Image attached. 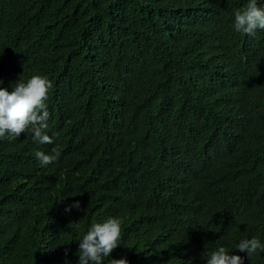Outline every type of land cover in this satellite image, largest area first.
<instances>
[{"label":"trees","instance_id":"trees-1","mask_svg":"<svg viewBox=\"0 0 264 264\" xmlns=\"http://www.w3.org/2000/svg\"><path fill=\"white\" fill-rule=\"evenodd\" d=\"M247 2L0 0V88L47 77L54 140H0V264H78V240L109 217L122 239L105 264H187L221 246L264 264V252L236 249L264 244V30L233 27ZM244 85L260 96L235 103ZM152 99L157 218L140 193ZM54 148L58 159L41 166L35 152Z\"/></svg>","mask_w":264,"mask_h":264},{"label":"clouds","instance_id":"clouds-1","mask_svg":"<svg viewBox=\"0 0 264 264\" xmlns=\"http://www.w3.org/2000/svg\"><path fill=\"white\" fill-rule=\"evenodd\" d=\"M233 27L237 33L250 37L255 36L257 30H264V8L258 6L257 0H248L242 9L235 11ZM52 87V82L47 77L33 75L26 82L18 79L11 92L0 88V140L18 139L21 134L26 133L31 135L34 143L40 145L54 143L53 137L47 134V121L50 118L47 101L49 90ZM234 96L235 103L241 104L251 96L256 98L260 95L254 93L249 85H244L234 91ZM145 109L148 113L145 114L144 119L140 193L143 201L154 198L143 207V214L157 218L159 196L155 197L154 184L149 182L153 170L149 160L152 157L151 150L155 144V133L149 128V122L152 117L156 116L159 120V101L152 99ZM59 155L55 148L52 150V154H45L43 151L35 152V157L41 166L53 163ZM71 208L79 209V202L71 205L66 211L70 212ZM74 224L79 229V223ZM121 224L122 221L115 217L93 223L78 240V264H105V260L110 258L112 252L121 244ZM178 244L176 243V246ZM236 249L246 252L251 260L253 254L258 250L264 252V244L257 238L241 239L236 245ZM186 257L187 264H244L243 257L230 255L223 246L209 253L203 251L199 257ZM108 264H128V261L124 258L110 259Z\"/></svg>","mask_w":264,"mask_h":264},{"label":"bare ground","instance_id":"bare-ground-1","mask_svg":"<svg viewBox=\"0 0 264 264\" xmlns=\"http://www.w3.org/2000/svg\"><path fill=\"white\" fill-rule=\"evenodd\" d=\"M264 3V2H263ZM217 124V115L213 114L210 118V120L206 123L207 126H211ZM216 143L214 142H209L207 146H201V154H203V159L204 160H209L210 161V148ZM257 166L260 167V172H259V176L261 177V179H264V161H259L257 162ZM235 204H237L235 202Z\"/></svg>","mask_w":264,"mask_h":264}]
</instances>
